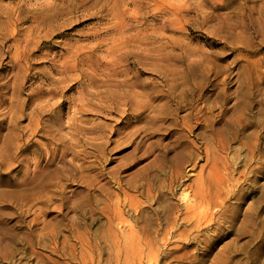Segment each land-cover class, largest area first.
I'll list each match as a JSON object with an SVG mask.
<instances>
[{
    "label": "rangeland",
    "instance_id": "1",
    "mask_svg": "<svg viewBox=\"0 0 264 264\" xmlns=\"http://www.w3.org/2000/svg\"><path fill=\"white\" fill-rule=\"evenodd\" d=\"M0 264H264V0H0Z\"/></svg>",
    "mask_w": 264,
    "mask_h": 264
},
{
    "label": "bare ground",
    "instance_id": "2",
    "mask_svg": "<svg viewBox=\"0 0 264 264\" xmlns=\"http://www.w3.org/2000/svg\"><path fill=\"white\" fill-rule=\"evenodd\" d=\"M260 87V86H259ZM260 89V88H259ZM245 107L251 106L250 103L248 101L245 102ZM219 131V130H218ZM256 143V142H255Z\"/></svg>",
    "mask_w": 264,
    "mask_h": 264
},
{
    "label": "snow or ice",
    "instance_id": "3",
    "mask_svg": "<svg viewBox=\"0 0 264 264\" xmlns=\"http://www.w3.org/2000/svg\"><path fill=\"white\" fill-rule=\"evenodd\" d=\"M65 106H67V102H65Z\"/></svg>",
    "mask_w": 264,
    "mask_h": 264
}]
</instances>
